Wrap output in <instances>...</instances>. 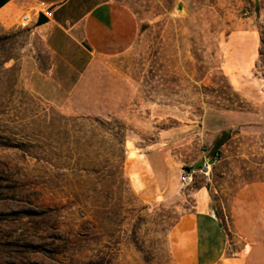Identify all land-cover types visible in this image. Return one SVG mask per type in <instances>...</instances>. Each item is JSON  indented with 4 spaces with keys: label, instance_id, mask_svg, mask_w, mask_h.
<instances>
[{
    "label": "rangeland",
    "instance_id": "rangeland-1",
    "mask_svg": "<svg viewBox=\"0 0 264 264\" xmlns=\"http://www.w3.org/2000/svg\"><path fill=\"white\" fill-rule=\"evenodd\" d=\"M113 1L133 39L94 57L70 112L32 88L55 62L44 34L0 21V264H179L172 229L206 182L177 175L204 148L223 157L207 188L229 255L244 246L239 199L264 182V0ZM142 154L174 193L136 192Z\"/></svg>",
    "mask_w": 264,
    "mask_h": 264
},
{
    "label": "crops",
    "instance_id": "crops-1",
    "mask_svg": "<svg viewBox=\"0 0 264 264\" xmlns=\"http://www.w3.org/2000/svg\"><path fill=\"white\" fill-rule=\"evenodd\" d=\"M41 4L47 8L48 21L38 26L35 14L43 10ZM27 13L32 14L55 59L47 72L34 74L32 88L63 111H73L71 92L94 57L125 49L134 35L130 15L113 0H0V21L6 25L17 24ZM165 168L159 156L140 155L130 171L136 192L152 201L174 193L164 181ZM194 195V210L181 216L171 233L170 246L179 264H264V182L240 196L235 227L244 246L237 256L229 255L228 231L212 208L207 183L195 189Z\"/></svg>",
    "mask_w": 264,
    "mask_h": 264
},
{
    "label": "built area",
    "instance_id": "built-area-1",
    "mask_svg": "<svg viewBox=\"0 0 264 264\" xmlns=\"http://www.w3.org/2000/svg\"><path fill=\"white\" fill-rule=\"evenodd\" d=\"M41 8L43 10H40L35 14L38 19L41 14H44L46 17H48L44 11L47 9L44 4H41ZM31 16L32 14L30 16L25 14L22 17V22L20 25L26 27L32 23L33 20L31 19ZM222 158L223 157L220 150H210L208 148H204L202 151V160L198 166H184L181 168L179 183L183 187H191L199 180H202L208 184L214 174L215 167L220 164ZM186 168H188L189 171H186Z\"/></svg>",
    "mask_w": 264,
    "mask_h": 264
},
{
    "label": "water",
    "instance_id": "water-1",
    "mask_svg": "<svg viewBox=\"0 0 264 264\" xmlns=\"http://www.w3.org/2000/svg\"><path fill=\"white\" fill-rule=\"evenodd\" d=\"M179 8L182 9V6H180ZM47 21H48V18L44 14H41L39 19H38L37 24H38V26H40V25L46 23ZM186 171H189V169L186 168Z\"/></svg>",
    "mask_w": 264,
    "mask_h": 264
}]
</instances>
